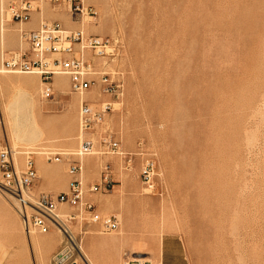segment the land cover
I'll return each mask as SVG.
<instances>
[{
    "label": "rangeland",
    "instance_id": "rangeland-1",
    "mask_svg": "<svg viewBox=\"0 0 264 264\" xmlns=\"http://www.w3.org/2000/svg\"><path fill=\"white\" fill-rule=\"evenodd\" d=\"M19 1L0 0L8 33L4 41L0 35V66L2 55L27 50L20 42L26 26L9 12ZM35 6L41 12L32 19L62 24L56 16L65 12L76 24L68 30L112 41L114 54L90 56L97 84L84 94L95 110L106 103L111 110L82 134V96L68 76L60 86V76L52 80L55 95L46 100L40 76L0 74V141L33 152L35 192L44 171L57 165L42 153L74 154L91 140L82 180L100 182L110 165L113 190L91 200L121 226L103 233L70 209L65 214L77 218H64L63 228L29 236L0 173V264H264V0H86L95 15L83 17L49 3ZM103 75L120 91L104 94ZM9 78L33 79L27 82L38 112ZM15 110L33 114L44 138L17 140L8 119ZM104 137L118 141L132 162L106 154ZM148 158L157 166L153 192L141 179ZM48 239L53 244L36 247ZM106 240L112 241L102 248Z\"/></svg>",
    "mask_w": 264,
    "mask_h": 264
},
{
    "label": "built area",
    "instance_id": "built-area-1",
    "mask_svg": "<svg viewBox=\"0 0 264 264\" xmlns=\"http://www.w3.org/2000/svg\"><path fill=\"white\" fill-rule=\"evenodd\" d=\"M44 2L61 7L72 15L93 16L91 6H86V0H20L11 4L9 12L12 20L24 26L32 20L36 12H41L36 3ZM20 42L27 47L20 53L5 58L1 57V71L6 74L38 75L43 81L41 94L43 99L54 98L55 92L52 80L56 76H68L71 89L75 94L83 96L91 87L97 84L96 73L90 56L109 57L114 54L115 46L107 38L88 36L82 30L71 31L58 22L40 21L35 30L22 28ZM102 91L112 94L120 91V86L109 83V76L102 77ZM111 110L110 104H102L100 110H95L87 101L80 107V132L90 133L97 124H102L105 115ZM107 153L113 152L123 156L128 164L132 156L120 151V143L111 138L101 140ZM94 144L91 140L82 143L74 154L62 151L47 150L42 153L49 163L67 164L69 177L67 191L58 194H36L33 188L39 180L38 170L32 157L33 152H20L14 149L7 140L0 141V173L2 186L18 202L17 212L21 218L23 229L27 235H47L52 228H63L64 217L75 220L77 216H67L65 212L75 209L78 215L85 214L91 222L98 225L103 233H112L120 229L121 222L116 215H103L97 209L91 196L97 193L108 194L113 190L111 168L106 164L100 182L85 186L82 180L83 159L93 154ZM76 157L75 159L72 157ZM157 166L154 158H148L142 167L141 179L145 188L156 190L155 179Z\"/></svg>",
    "mask_w": 264,
    "mask_h": 264
},
{
    "label": "bare ground",
    "instance_id": "bare-ground-1",
    "mask_svg": "<svg viewBox=\"0 0 264 264\" xmlns=\"http://www.w3.org/2000/svg\"><path fill=\"white\" fill-rule=\"evenodd\" d=\"M27 24H29V23H27ZM27 24H25L24 26H26ZM5 33H7V31H6V27H5V25H4V20L3 19H1V22H0V35H1V37L3 38V41H4V39H5ZM8 34V33H7ZM1 43H2V41H1ZM4 44V42L2 43V45ZM2 51V50H1ZM2 53H3V51H2ZM1 53V54H2ZM196 67V66H195ZM0 74H6V73H4L3 71H1V69H0ZM195 77V76H194ZM1 79V78H0ZM59 82H57L56 83V85L57 86H60V81L61 82H63V78L60 76L59 78ZM65 79V78H64ZM7 81V80H6ZM27 81H33V79H28V80H23V79H20V78H14V79H8V82H9V84L11 85V86H13V87H16V88H20V90H18V91H21V90H23L24 92H23V96H25L26 97V99H27V102L28 103H30L31 105H32V108L34 109V110H38V108H39V105L37 104V98H36V95L35 94H33V93H31V91H30V88H29V84H28V82ZM65 82V81H64ZM63 86H65V85H63ZM62 86V87H63ZM61 87V88H62ZM191 87V86H190ZM15 88V89H16ZM59 88V87H58ZM191 91V90H190ZM15 92H17V90H15ZM92 92H93V90H92ZM17 94V93H16ZM20 94H21V92H20ZM88 94L89 93H87V95H83L81 98H80V105H81V103L84 101V100H86V98H88L87 96H88ZM94 94V93H93ZM22 95V94H21ZM20 96V95H19ZM25 97H24V99H25ZM92 98H93V96H92ZM17 101L15 102L16 104H17V102H18V99H19V97H17V98H15ZM20 100V99H19ZM16 104H14L15 106H16ZM14 109V108H13ZM32 109V112L31 113H33L34 112V110ZM40 109V108H39ZM9 110H11V109H9ZM7 111V110H6ZM16 111V114H14V113H12L11 112V114L9 115L8 114V119L10 120V122H11V124H13V125H10V126H12V128H13V132H14V136L16 137V139L17 140H25V141H28V142H32V144L34 143V142H36V141H39V140H41V139H43L44 137V134H43V132L41 131V129L39 128V124L37 123V121L38 120H36V117H34V115H35V112L33 113V114H30V115H27L26 113L24 114L23 112H19V113H17V110H15ZM38 112V111H37ZM23 113V114H22ZM13 114V115H12ZM28 114H29V111H28ZM9 122V123H10ZM2 123V121H0V124ZM81 135V134H80ZM15 139V140H16ZM41 155V153H38L37 152V155ZM87 160L88 159H83V164H85V161L87 162ZM193 166V165H192ZM193 169V168H192ZM83 172H84V168H83ZM190 173H191V171H190ZM192 175V174H191ZM84 181V180H83ZM84 183V182H83ZM193 185H194V183H193ZM213 185V184H212ZM198 186V185H197ZM214 188V187H213ZM217 188V187H216ZM216 192V191H215ZM219 192V191H218ZM82 216V215H81ZM80 216V217H81ZM65 218V217H64ZM64 220H66L67 221V219H64ZM81 220H82V218H81ZM84 220V219H83ZM66 221H64V222H66ZM59 230H61V229H59ZM66 231V230H65ZM60 232H62V231H60ZM58 235V234H57ZM116 238V237H115ZM117 239V238H116ZM52 240H53V238H52ZM50 241L49 239H48V241H46L45 240V242H43V243H41L40 241H38V240H36L35 241V245H36V247H41L42 246V244H47V245H51V244H53V243H51V242H53V241ZM109 241H112V240H106V241H104L101 245H102V248H103V246H107V244H106V242L108 243ZM105 243V244H104ZM34 244V243H33ZM101 245H99V246H101ZM109 245H110V243H109ZM114 246H116L115 244H114ZM117 247H119V246H117ZM203 247V246H202ZM106 248V247H105Z\"/></svg>",
    "mask_w": 264,
    "mask_h": 264
},
{
    "label": "crops",
    "instance_id": "crops-1",
    "mask_svg": "<svg viewBox=\"0 0 264 264\" xmlns=\"http://www.w3.org/2000/svg\"><path fill=\"white\" fill-rule=\"evenodd\" d=\"M70 17L65 14V12H61V14L56 16V19L62 23L66 28L72 29L76 28V24L70 23ZM40 24V20L38 17L32 19V22L26 25V29L28 30H35L38 28ZM66 164L65 163H59L55 166L53 169H46L44 171V175H41V177H44V182L38 185L36 187V194L41 193H51V194H58L60 192L67 191L68 189V178L66 174L64 173V168ZM55 170V175H51L50 171ZM39 175V172H38ZM52 180L53 182H56L54 185H50L47 182Z\"/></svg>",
    "mask_w": 264,
    "mask_h": 264
}]
</instances>
